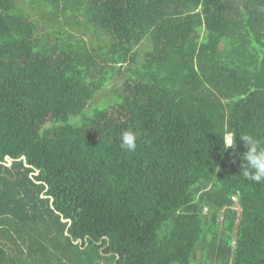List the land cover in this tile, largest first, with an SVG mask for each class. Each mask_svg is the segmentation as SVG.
I'll return each mask as SVG.
<instances>
[{"label": "trees", "instance_id": "1", "mask_svg": "<svg viewBox=\"0 0 264 264\" xmlns=\"http://www.w3.org/2000/svg\"><path fill=\"white\" fill-rule=\"evenodd\" d=\"M0 264H264V0H0Z\"/></svg>", "mask_w": 264, "mask_h": 264}, {"label": "rangeland", "instance_id": "2", "mask_svg": "<svg viewBox=\"0 0 264 264\" xmlns=\"http://www.w3.org/2000/svg\"><path fill=\"white\" fill-rule=\"evenodd\" d=\"M38 9V8H37ZM69 23H72V20L70 18H68L65 15H61V18H59V20L57 21V25L58 26H63L64 28H69ZM77 33L79 36H83L85 37L88 41H90L91 43H93L96 47H99L101 44H104L106 42V35L100 31H97L95 29L91 30L89 28H79L77 27ZM151 47V43L150 40L146 39L143 43V45L140 46L139 48V53H141L142 50H148ZM123 81L121 79H115L112 83H110V85L105 86V88L100 91L97 95L96 98L94 100V102L92 103L93 106H96L97 104H99V107L104 106V104L106 103H110L111 101L115 102V100L120 101V99H117L115 97V94H111L112 93V88H121L123 85ZM112 87V88H110ZM116 101V102H118ZM230 140V139H228Z\"/></svg>", "mask_w": 264, "mask_h": 264}]
</instances>
